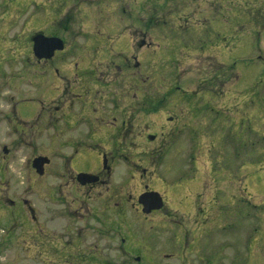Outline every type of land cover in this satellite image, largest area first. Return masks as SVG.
Wrapping results in <instances>:
<instances>
[{
    "label": "rangeland",
    "instance_id": "rangeland-1",
    "mask_svg": "<svg viewBox=\"0 0 264 264\" xmlns=\"http://www.w3.org/2000/svg\"><path fill=\"white\" fill-rule=\"evenodd\" d=\"M42 26L44 35L64 40L65 50L51 61L64 83L32 55L31 33ZM0 29V264H65L70 227L81 252L95 239L88 229L77 233L86 224L71 213L80 203L70 183L59 199L57 167L75 161L63 141L82 132L61 126L54 105L69 107L73 93L80 116L92 122L80 163L98 164L100 150L108 156L112 143L94 135L107 123L120 133L131 116L123 179L128 185L130 175L136 178L125 195L152 182L168 194V209L179 211L186 191L163 189V182L198 177L208 185L203 206L215 186L222 211L206 227L175 228L171 217L127 209L125 242L115 234L100 240L85 264H264V0H0ZM148 97H164L155 113L137 105ZM110 101L123 107L112 109ZM146 134L161 138L143 147ZM38 155L50 160L42 175L31 166ZM156 162L152 173L138 172ZM118 180L111 177L112 191ZM190 215L202 219L195 210ZM185 228L190 242L170 241Z\"/></svg>",
    "mask_w": 264,
    "mask_h": 264
},
{
    "label": "flooded vegetation",
    "instance_id": "flooded-vegetation-1",
    "mask_svg": "<svg viewBox=\"0 0 264 264\" xmlns=\"http://www.w3.org/2000/svg\"><path fill=\"white\" fill-rule=\"evenodd\" d=\"M1 30V29H0ZM44 27L42 26V28H36V30H34L31 33L30 38H32L35 34L37 33H43L44 34ZM5 32L0 31V34H3ZM55 36V35H52ZM61 38V37H60ZM63 41V48L60 51H54V54H52V57L50 59H36V65L39 66H51L53 73L55 74V79L58 80L60 83H64V79L62 80L61 77L65 74L63 73L62 70H60V68L57 67H53L51 61H53V59H55L56 57H58L59 53H62L65 49V43L63 38H61ZM145 46L146 43L142 41L140 47ZM76 65H74L75 67ZM71 73V71H69ZM73 72V70H72ZM60 74V76H59ZM67 79V78H66ZM108 80V79H107ZM105 81V80H104ZM120 84H123V80H120ZM75 89V87H73ZM76 90V89H75ZM57 92L61 91L57 90ZM64 93H61L60 95H62ZM66 97V101L68 100V95L65 94ZM70 102L69 103V107H67V104L65 105H54V113L57 116H53L55 119H59L58 121L60 122L59 124H61V126H65L68 127L69 129H74V130H79L82 132V134L79 137H76L74 139H70L69 140H64L63 144L65 147H67V145L69 146L71 152H73V154L75 153L74 156H72V158H75L74 161V165L70 166V163L66 162V166L62 168L57 167L56 170V174L59 175V177L61 178V180L64 182L61 185H59V189L58 192L60 194V198L58 195V198L60 200L64 201V194H65V190L64 187L65 185L69 184L70 187L73 189L72 194L73 198H74V202H79L80 206H76L73 208L72 210V215L74 214V216H78V221L79 223L81 222V225L86 224V228H77L78 232L77 233H81L84 230L88 229L90 231V233L94 236L95 239H92V243H90V241H87L88 247L85 248V244L83 247V251L81 252L80 247H74L77 246L76 242H74L73 239V235H71L70 231H71V227L69 229L67 236L69 240H66L63 244V247L66 248L67 246H69V248L71 249L70 252V257H63V255L60 253L61 249H59V244L56 247V257L58 256L59 259L66 258L69 259L67 261H65V264H73L74 262L76 264L82 263H88L91 262L92 260V256H93V249H94V245H97V243L104 239V242H110L111 241V235L115 234L117 237L120 238L121 242L124 243L125 242V238H123V236L121 234H123V224H125L127 222V219L124 218V215L126 214L127 209H136L139 211V213H141L143 216H149L152 215L154 216L155 214H161L163 216L166 217H171L173 222L175 223L173 226L175 228H178L183 225V226H188L192 223H194V225H199V224H203L205 225V227L207 226L205 221L207 220H211V222H215V220L217 221L218 217L221 215V208L219 206V200L217 197V193L215 190V186H214V194L210 197L209 200H207L208 206H203V200H202V195L204 191H207L206 188H208L207 185V181H201L199 179H197L198 177H193L192 178H187V179H173L171 181L168 182V184L164 183L163 181L165 180H161V183L163 182V189H169V190H175L177 192H181V191H186L185 194L181 193L179 194V211H177L176 209L173 211L172 209H168V207L170 206L169 201H168V194H165V191L154 188L151 184L147 181L146 184L142 185V188L138 191L137 194L133 195L132 192L129 193V195H125V192H123V189H127V186L129 187V183L131 180H133L134 178H136V175H130L129 176V181H128V185L124 183V179L123 178H127V170L125 168V176H123V165H125L124 163L128 162L126 158H123L125 149L127 148V143H125V130L128 128V125L130 123V118L128 119L129 121L124 125V127L121 126L120 129H123L120 133H116V131H114L113 133V128L114 130H116V126H113V123H107L104 126V130H103V134H95L94 136L98 137L100 140H103L107 143H109V145L112 143L113 149L111 151H109L108 156L105 155V153H102L101 150L99 152V160H98V164H92L89 163V165H83L82 163H80V156L82 155L81 153L86 152L88 149H90L89 147L87 148L85 146L86 142H84L85 140H88L90 138V136L92 135V133H90V128L92 126V122L91 120L87 117H81L80 116V105L77 102V99L79 98V95L76 93L70 94ZM152 97V96H151ZM149 98L151 99L150 101H143L141 104L138 103V107L140 108V110L142 109L143 112H149V113H155L158 110V103L162 102V99H164V97H162V99L156 100L154 98ZM66 101H61L60 103H65ZM75 107L73 106V103ZM144 102L147 103V106L144 107ZM110 106H113L110 103H108ZM115 105L112 107V109H116V106L118 105L119 108L123 107V104H117V102L114 103ZM52 105V104H51ZM63 107V108H62ZM62 109V110H61ZM59 110H61L59 112ZM73 110V111H72ZM10 111V114L13 115L14 111ZM57 111V112H56ZM112 110L108 109L107 113H110ZM44 113H46V110H43ZM61 114V115H60ZM8 118V117H7ZM168 121H171L173 119L172 116H168ZM48 119V118H47ZM48 120L45 119L44 124L47 125ZM143 123H147V122H143ZM127 126V127H126ZM149 126V125H148ZM44 128V127H43ZM126 128V129H125ZM46 129V128H44ZM113 133V134H112ZM158 134H156V136L154 134H146L145 136V140H146V144H141L143 145V147L147 146V144H152L155 141L160 140L161 137L157 136ZM163 135V133L161 134ZM140 145H136V147H138ZM165 146V145H164ZM5 147V146H3ZM74 148H77L74 149ZM81 149V151H79L78 149ZM7 149V148H6ZM110 149V147H109ZM108 149V150H109ZM8 153V150H7ZM5 153V154H7ZM77 156V157H76ZM154 160H158L157 158H154ZM117 161L118 163V169L117 170ZM50 162V160H49ZM48 162V164H49ZM154 162V161H153ZM130 163L132 165V168H138L139 164L137 163L136 160L131 159ZM45 164V165H48ZM153 167H157V162L154 163L153 166H151V171L150 169L147 167H143L141 169V176H146L147 172L152 173L153 170H156V168ZM45 168V166H44ZM149 170V171H148ZM119 172V173H118ZM81 173H87V174H91V176H89V179L95 178L94 181H90L86 182V183H81L78 180V175ZM117 174V178H119L118 180V185L115 188L114 191H112V187H111V177L113 175ZM142 176V177H143ZM139 177V176H138ZM131 178V179H130ZM160 179L157 176V179L155 181H159ZM199 182L201 183L200 186L198 185ZM68 185V186H69ZM133 187L136 185H132ZM141 187V186H140ZM135 188V187H134ZM123 192V193H122ZM146 192H157L161 198V207L159 209H153L151 210L149 213H144L143 212V204H141L139 202V196L143 193ZM69 193V191H68ZM130 202V203H128ZM25 203V201H24ZM28 209L31 210L30 207H27ZM181 209L185 210L184 216L181 217L182 215V211ZM195 210L197 212L198 215H200L202 217V219H192L191 217V213L192 211ZM68 212V210H67ZM175 212H177V214H180V217H177ZM79 215H84V217H81ZM176 216L177 218H173L172 216ZM34 218V217H32ZM181 218V219H180ZM192 219V221H191ZM183 220V221H182ZM234 222H232L233 224ZM229 225V224H228ZM214 226V224H213ZM114 227L116 228V231H111L110 228ZM216 227H219V225H217ZM222 227V226H221ZM187 228V227H186ZM184 230V232H182L181 234H177L176 232L173 233V237L170 238L171 242H176V244L179 242V240L182 237V239H187L186 241L190 242V238H189V234L187 232L189 231V228ZM72 233L74 234V232L72 231ZM88 233V232H86ZM251 234V233H250ZM46 237V235H45ZM61 237H62V233H61ZM77 237V236H76ZM249 239L251 237H248ZM77 239V238H76ZM60 241L58 242H62L63 239L59 238ZM203 241V240H202ZM204 243V242H203ZM174 245V244H173ZM186 246V245H185ZM123 256V253H128L126 251H124L123 248H120ZM70 251V250H68ZM181 251V250H179ZM53 252V249L49 251V253L51 254ZM73 252H81L79 254H75L73 255ZM174 252V251H173ZM84 253V254H83ZM72 255V256H71ZM168 255V254H167ZM170 255V254H169ZM62 256V257H61ZM95 256V255H94ZM121 256V257H122ZM181 256V255H178ZM206 259L208 256H204ZM123 258V257H122ZM140 257L136 256L135 257V261H139ZM62 262V261H60ZM123 264V262H121Z\"/></svg>",
    "mask_w": 264,
    "mask_h": 264
},
{
    "label": "water",
    "instance_id": "water-1",
    "mask_svg": "<svg viewBox=\"0 0 264 264\" xmlns=\"http://www.w3.org/2000/svg\"><path fill=\"white\" fill-rule=\"evenodd\" d=\"M32 53L37 59H50L54 51L62 50L63 41L54 36H45L38 33L32 37ZM3 152L7 153V149L3 147ZM49 160L43 156H37L32 160V167L36 171L37 175L43 174L44 165L48 164ZM91 174L81 173L78 175V180L81 183L94 181L95 178L89 179ZM139 202L143 204V212L149 213L153 209H159L161 207V198L157 192H146L139 196Z\"/></svg>",
    "mask_w": 264,
    "mask_h": 264
}]
</instances>
